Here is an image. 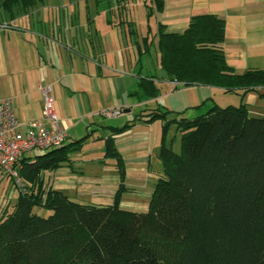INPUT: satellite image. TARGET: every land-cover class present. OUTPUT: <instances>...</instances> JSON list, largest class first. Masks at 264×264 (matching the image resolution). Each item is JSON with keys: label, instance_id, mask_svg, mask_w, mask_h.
<instances>
[{"label": "trees", "instance_id": "1", "mask_svg": "<svg viewBox=\"0 0 264 264\" xmlns=\"http://www.w3.org/2000/svg\"><path fill=\"white\" fill-rule=\"evenodd\" d=\"M40 1L0 0V18L14 19ZM145 6L149 19L165 0ZM156 37L160 66L175 82L242 90V97L264 88V70L236 73L228 65L225 20L216 14L193 15L183 32H167L160 23L152 34L148 24L135 41L140 56L150 53ZM154 77L140 79L142 99L159 95ZM146 110V122L163 121L162 172L147 210L121 207L130 189L115 137L131 124L110 126L104 139V157L115 161L120 178L112 204L76 202L44 183L43 172L69 164L87 136L47 149L21 161L25 188L0 213V264H264V118L250 117L243 101L213 104L193 117L160 105ZM172 126L180 133L179 151L175 137L168 138Z\"/></svg>", "mask_w": 264, "mask_h": 264}, {"label": "crops", "instance_id": "2", "mask_svg": "<svg viewBox=\"0 0 264 264\" xmlns=\"http://www.w3.org/2000/svg\"><path fill=\"white\" fill-rule=\"evenodd\" d=\"M77 2L41 0L24 15L0 20V99L11 100L17 118L25 125L42 117L43 88L51 87L55 111L67 130L66 143L87 138L81 150L70 154L69 164L46 170L42 177L47 188L60 190L80 203H113L120 178L115 161L104 157V139L112 132L110 126L131 124L115 137L130 189L123 193L121 207L144 211L152 193L144 205L138 192L156 177L146 171L161 163L158 152L163 126L162 120L146 122L145 109L162 107V98L168 95L175 103L167 109L186 110V114L189 109L198 111L193 107L200 103L188 102L178 93L180 87L202 85L184 86L165 74L159 63L158 37L150 53L142 56L135 41L146 34L148 24L152 34L160 23L167 32H183L193 15L216 14L225 20L222 47L228 65L236 73L264 70V0H165L163 11L147 16L145 27L135 21L140 10L148 14L145 3L118 9L110 0L99 5L94 0ZM152 75L160 93L142 99L138 83ZM202 87L228 93L216 86ZM263 92V87L248 90L243 97L242 90L233 92L238 96L234 105L243 101L250 117L264 118ZM113 108L121 109V114L111 118L102 114ZM113 119H121V123L112 125ZM172 129L175 134L170 130L168 138L177 135L175 126ZM131 184L139 191L131 189Z\"/></svg>", "mask_w": 264, "mask_h": 264}, {"label": "built area", "instance_id": "3", "mask_svg": "<svg viewBox=\"0 0 264 264\" xmlns=\"http://www.w3.org/2000/svg\"><path fill=\"white\" fill-rule=\"evenodd\" d=\"M51 92L50 86L43 88L42 117L25 125L17 118L11 100L0 99V183L7 181L14 189H24L25 181L20 175L22 159L33 150L57 148L66 143L67 130L55 111ZM102 114L116 117L121 114V109H105ZM9 202L3 201L0 210Z\"/></svg>", "mask_w": 264, "mask_h": 264}, {"label": "rangeland", "instance_id": "4", "mask_svg": "<svg viewBox=\"0 0 264 264\" xmlns=\"http://www.w3.org/2000/svg\"><path fill=\"white\" fill-rule=\"evenodd\" d=\"M68 1H72V2H75V1L80 2L81 1L82 2L83 0H68ZM145 1L146 0H110L112 5L118 7V9H120L121 7H126L127 4L130 7H135L138 3L144 4ZM147 1L149 2V0H147ZM137 6H139V5H137ZM65 8H66V6L63 7L62 11L65 12ZM140 8H141V6L139 7V9ZM144 11H146V10H144ZM144 11L142 9L139 12H137V16L135 18V21H137V23L139 24V27L140 26L145 27V24H146L147 15H146V12H144ZM17 15H24V13L22 11H20V12L17 11ZM0 20H6V19L1 17ZM153 59H154L153 60V66H155V62L157 60L155 55H154ZM202 86H194L190 89H186L185 87H180L181 91H180V93H178V95L182 96V98L187 100L188 102L190 101V102L201 103L203 100L208 98L207 102L203 105V107L199 111L193 112V111H189L190 109L187 110V116H189V117H193L199 113H204L209 107H211L213 104H216V103H218V105H221V106H227L230 104L234 105V104L238 103V96L233 92L224 93V92L216 91L217 89L216 90L209 89L211 87H202ZM200 97H204V98L199 100ZM174 103H175V100L172 97H169L168 95H166L162 98V107H166V108L171 107V105H173ZM170 117H174V114H171ZM110 123L112 125H119L121 123V119L110 120ZM170 130H171L170 134L174 133V129L171 128ZM173 135H172V137H173ZM174 137H175L174 149L176 151H179V149H180V133H177V135ZM32 152L35 154H42L45 152V150L37 149V150L31 151L30 153H32ZM157 165L159 166V168H154V169L148 168V171H146L147 173L155 174L154 176H156V177H153L154 179L152 182L150 180L147 184H144L142 186L143 191L140 192L139 190H137V186H135L136 184H131V186H130L131 189L137 190V191H139L138 192L139 194L143 195L144 205L148 202L149 195H150V193H152V191L154 189L155 182L160 177L161 172H162L161 163L158 162ZM5 182H7V181H5ZM2 191L4 193L2 194V197L0 196V209H2L1 207H2L3 201L8 202L9 200H11L12 203L15 202V200L18 196V193H19V190L14 189L12 187L11 183H9V184L1 183L0 184V194ZM126 196H129V194H126ZM10 197H11V199H10ZM128 209H130V208H128ZM140 211H142V210H140ZM1 212H3V210H0V213ZM36 212L43 215V216H47L50 214V212L46 209L36 208Z\"/></svg>", "mask_w": 264, "mask_h": 264}]
</instances>
